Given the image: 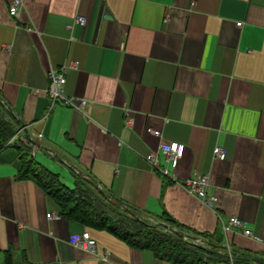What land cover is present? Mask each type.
I'll list each match as a JSON object with an SVG mask.
<instances>
[{
    "label": "crops",
    "instance_id": "1",
    "mask_svg": "<svg viewBox=\"0 0 264 264\" xmlns=\"http://www.w3.org/2000/svg\"><path fill=\"white\" fill-rule=\"evenodd\" d=\"M11 2L0 0V95L17 119L12 142L69 187L89 175L147 219L166 212L230 256L264 264V0H23L17 14ZM71 61L64 93L87 103L48 111V71ZM170 141L185 145L174 169L159 149ZM17 155L0 153V264L7 252L9 264H175L61 216L18 177ZM198 174L210 175L212 206L182 185ZM230 217L251 235L223 231ZM83 230L106 259L69 243Z\"/></svg>",
    "mask_w": 264,
    "mask_h": 264
},
{
    "label": "trees",
    "instance_id": "2",
    "mask_svg": "<svg viewBox=\"0 0 264 264\" xmlns=\"http://www.w3.org/2000/svg\"><path fill=\"white\" fill-rule=\"evenodd\" d=\"M17 119L0 95V153L7 147L18 150V177H31L36 185L58 205L59 214L68 220L96 229L108 230L136 249H146L160 259L175 264H259L251 262L249 254L232 252V256L209 235L174 220L166 212L150 219L141 210L99 191L89 175L76 174L73 186L64 184L59 175L34 159L29 148L15 140ZM127 208L134 210L137 217ZM168 222V223H167ZM162 223L183 233L168 230ZM199 239L202 243L196 242ZM204 243V245H203ZM206 244V245H205ZM10 263V254L5 255ZM262 264V263H260Z\"/></svg>",
    "mask_w": 264,
    "mask_h": 264
},
{
    "label": "built area",
    "instance_id": "3",
    "mask_svg": "<svg viewBox=\"0 0 264 264\" xmlns=\"http://www.w3.org/2000/svg\"><path fill=\"white\" fill-rule=\"evenodd\" d=\"M23 4V0H12V2L8 6V11L10 14H17L19 7ZM74 20L80 24H84L86 22V17L82 14H78L75 16ZM238 25L242 23L241 20H237ZM77 66V61H71L69 63H64L58 68H54L48 71V86L45 89V93L50 97V105L48 111L52 108L53 104L56 101H60L62 104L67 106H72L75 108H81V106L87 103L86 99L76 98L73 96H67L64 93L63 86L66 82V72L69 68H74ZM48 112L44 115L47 116ZM126 123H130V118L126 119ZM147 132L152 133L156 136L160 135V131L152 128H148ZM42 136L41 133L36 135V139H40ZM37 141V140H36ZM12 142V140H10ZM32 148L37 147L36 142H31ZM159 149L166 156V161L169 163L170 167L174 169L179 162V159L182 157L185 149V145L183 143L177 141L170 142H162L159 145ZM213 154L215 157L219 159H223L225 157V150L221 146H216L213 149ZM147 161L153 166V168H157L164 176L169 175V171L166 168L158 167V161L156 158L155 152H150L146 156ZM182 185L187 189L189 193L198 197L205 205L212 206L214 198L212 195L207 194V189L210 186V175L209 174H198L192 177L185 179L182 182ZM48 217L55 216L53 213H47ZM245 221L237 217H230L226 222L222 223L223 231H228L232 227H237L243 229L244 234L251 235L249 229H246ZM69 243L75 246L78 249L84 250L96 258L103 260L106 259L105 255H102L96 245V240L90 235L87 230H83L78 233L71 234L69 236ZM196 242L202 243L199 239H195Z\"/></svg>",
    "mask_w": 264,
    "mask_h": 264
},
{
    "label": "water",
    "instance_id": "4",
    "mask_svg": "<svg viewBox=\"0 0 264 264\" xmlns=\"http://www.w3.org/2000/svg\"><path fill=\"white\" fill-rule=\"evenodd\" d=\"M99 191L103 193V191H102L101 189H99ZM127 211H128L130 214H132V215H134L135 217H137V214H136V212H135L134 210H132V209H130V208H127ZM162 225H164L168 230H171V231H172L173 233H175V234H179V235L183 234V233L180 234L179 231H177L176 229H173L172 227H170V226H168V225H166V224H164V223H162Z\"/></svg>",
    "mask_w": 264,
    "mask_h": 264
},
{
    "label": "rangeland",
    "instance_id": "5",
    "mask_svg": "<svg viewBox=\"0 0 264 264\" xmlns=\"http://www.w3.org/2000/svg\"><path fill=\"white\" fill-rule=\"evenodd\" d=\"M71 186H72V185H71ZM147 220H148V219H147ZM148 221H152V220L149 219ZM167 223H168V222H167ZM203 245H204V244H203ZM205 245H206V244H205Z\"/></svg>",
    "mask_w": 264,
    "mask_h": 264
}]
</instances>
